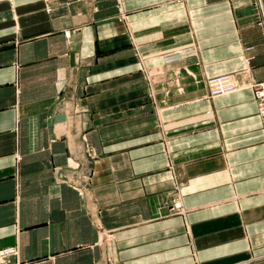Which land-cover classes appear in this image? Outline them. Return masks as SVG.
<instances>
[{
    "label": "crops",
    "instance_id": "0c3cea01",
    "mask_svg": "<svg viewBox=\"0 0 264 264\" xmlns=\"http://www.w3.org/2000/svg\"><path fill=\"white\" fill-rule=\"evenodd\" d=\"M259 81L264 0H0V248L264 264Z\"/></svg>",
    "mask_w": 264,
    "mask_h": 264
},
{
    "label": "built area",
    "instance_id": "2783aa9c",
    "mask_svg": "<svg viewBox=\"0 0 264 264\" xmlns=\"http://www.w3.org/2000/svg\"><path fill=\"white\" fill-rule=\"evenodd\" d=\"M71 35L70 31H66L65 37L69 40ZM209 86V95L219 96L225 95L237 90L238 84L235 77L232 74H222L214 76L207 81ZM254 88V97L257 105V114L259 116L263 133H264V81L252 83ZM172 211H182L180 202L175 201L171 207ZM19 251L17 246L11 245L0 248V264H24L19 259Z\"/></svg>",
    "mask_w": 264,
    "mask_h": 264
}]
</instances>
